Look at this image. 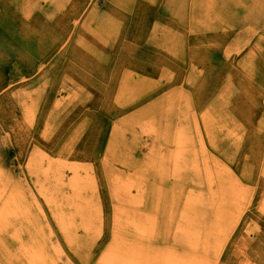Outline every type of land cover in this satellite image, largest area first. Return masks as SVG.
Masks as SVG:
<instances>
[{"label":"rangeland","instance_id":"374dc122","mask_svg":"<svg viewBox=\"0 0 264 264\" xmlns=\"http://www.w3.org/2000/svg\"><path fill=\"white\" fill-rule=\"evenodd\" d=\"M0 264H264V0H0Z\"/></svg>","mask_w":264,"mask_h":264},{"label":"bare ground","instance_id":"6f19581e","mask_svg":"<svg viewBox=\"0 0 264 264\" xmlns=\"http://www.w3.org/2000/svg\"><path fill=\"white\" fill-rule=\"evenodd\" d=\"M184 134V133H183ZM175 135H176V133H175ZM184 136H185V134H184ZM187 139H188V137L187 136H185ZM209 137V136H208ZM180 140V139H179ZM182 140V139H181ZM186 140V139H185ZM185 140L183 141V142H185ZM187 141V140H186ZM183 142L181 143V142H179L178 141V143L177 144H179L180 145V143L181 144H183ZM174 143H175V141H174ZM178 149V148H177ZM182 151H183V149H181ZM179 151V150H178ZM181 154L182 153H180V152H178L176 155H175V161H178V159H180V156H181ZM184 158V157H183ZM191 160V159H190ZM177 163V162H176ZM179 164V163H178ZM183 166V165H182ZM190 166V165H189ZM182 168V167H181ZM195 169V168H194ZM191 196V195H190ZM50 197V196H49ZM198 198V197H197ZM47 200V199H46ZM189 200V199H188ZM195 201V200H194ZM197 201V200H196ZM191 202V201H190ZM193 202V201H192ZM191 202V204H193ZM195 203V202H194ZM15 204V203H14ZM190 203H189V205L191 206V207H193L194 208V206L196 207V205H191ZM189 205H186V206H188L189 207ZM6 206V205H5ZM185 206V207H186ZM189 209V208H188ZM192 209V208H191ZM197 210V209H196ZM194 211V210H193ZM189 213H192V211L191 212H189ZM196 213V212H195ZM187 215V214H186ZM186 216L184 215V218H185ZM193 217V216H192ZM187 219V218H186ZM189 220V219H188ZM190 222H191V220H189ZM198 222V221H197ZM199 223V222H198ZM191 224V223H190ZM186 229V228H185ZM187 230H188V232H189V228L187 227ZM224 234V233H223ZM200 236V235H199ZM219 237V236H218ZM198 238V237H197ZM223 240V239H222ZM198 242V241H197ZM194 244V243H193ZM27 252V251H26ZM32 256V255H31ZM35 256V255H34Z\"/></svg>","mask_w":264,"mask_h":264}]
</instances>
